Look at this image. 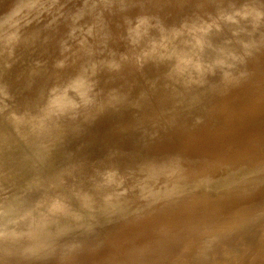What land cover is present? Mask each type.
Returning <instances> with one entry per match:
<instances>
[{
  "label": "rangeland",
  "instance_id": "obj_1",
  "mask_svg": "<svg viewBox=\"0 0 264 264\" xmlns=\"http://www.w3.org/2000/svg\"><path fill=\"white\" fill-rule=\"evenodd\" d=\"M263 29L264 0H0V264H264Z\"/></svg>",
  "mask_w": 264,
  "mask_h": 264
},
{
  "label": "bare ground",
  "instance_id": "obj_2",
  "mask_svg": "<svg viewBox=\"0 0 264 264\" xmlns=\"http://www.w3.org/2000/svg\"><path fill=\"white\" fill-rule=\"evenodd\" d=\"M155 1L157 2V0H155ZM165 1H166V0H165ZM246 1H247V0H246ZM158 2H159V1H158ZM255 2H256V1H255ZM255 2H254V3H255ZM153 3L155 4V2H153ZM163 3H164V2H163ZM163 3H162V4H163ZM217 3H219V2H217ZM249 3H250V1H249ZM256 3L258 4V2H256ZM114 4H115V3H114ZM151 6H152V5H150V7H151ZM155 6H156V5H155ZM152 7H153V6H152ZM163 7H164V5H163ZM169 7H170V6H169ZM258 7H259V6H258ZM155 8H156V7H154V9H155ZM260 8H261V7H260ZM6 9H7V8H6ZM162 9H163V8H162ZM170 9H171V8H170ZM201 9H202V8H201ZM205 9H206V8H205ZM249 9L251 10L252 8H249ZM164 10H165V9H164ZM245 10H246V9H245ZM245 10H244V11H245ZM170 11H172V10H170ZM197 11H198V10H197ZM199 11H200V10H199ZM1 12L3 13V10H2ZM165 12H166V11H165ZM253 12H254V11H252V14H253V15L258 13L257 11H256L257 13H255V12L253 13ZM160 13H161V11H160ZM245 14H246V13H245ZM116 15H118V14H116ZM196 15H197V13H196ZM239 15H240V14H239ZM239 15H237V16H239ZM246 15L249 16L250 13H249V14H246ZM253 15H252V16H253ZM262 15H263V14H262ZM1 16H2V15H1ZM205 16H206V15H205ZM207 16H208V15H207ZM240 16H241V15H240ZM242 16H243V15H242ZM242 16L240 17V19L242 18ZM244 16H245V15H244ZM252 16H251V17H252ZM254 16H255V15H254ZM257 16H258V15H257ZM260 16H261V15H260ZM173 17H174V16H173ZM246 17H247V16H246ZM180 18H181V17H180ZM79 19H80V18H79ZM197 19H198V18H197ZM255 19H257V21H258L259 18H255ZM198 20H200V19H198ZM143 21H144V20H143ZM246 21H247V20H246ZM2 22H3V21H2ZM80 22H81V21H80ZM259 22H260V21H259ZM75 24H76V23H75ZM175 24H176V23H175ZM140 25H141V24H140ZM247 25H249V24H247ZM245 26H246V25H245ZM254 26H255V25H253V27H254ZM256 26H258V25H256ZM165 27H167V26H165ZM173 27H174V26H173ZM261 27H263V26H261ZM261 27H260V28H261ZM175 30H176V29H175ZM263 30H264V29H263ZM185 31H187V30H185ZM245 31H247V30H245ZM177 32H178V31H177ZM241 33H242V32H241ZM257 33H258V32H257ZM184 34H185V33H184ZM244 34H245V33H244ZM247 34H248V33H247ZM245 35H246V34H245ZM250 35H251V34H250ZM263 35H264V34H263ZM216 36H217V35H216ZM251 37H252V36H251ZM260 37H261V36H260ZM201 38H202V37H201ZM204 40H205V39H204ZM261 40H262V39H261ZM263 40H264V38H263ZM207 42H208V41H207ZM260 42H262V41H260ZM249 43H250V42H249ZM263 43H264V42H263ZM189 44H190V43H189ZM262 45H263V44H262ZM203 46H204V45H203ZM263 46H264V45H263ZM198 49H199V48H198ZM250 49H251V48H250ZM251 50L253 51V49H251ZM261 50H262V49H261ZM259 54H260V52H259ZM36 59H37V58H36ZM238 59H239V58H238ZM240 59H241V58H240ZM244 61H246V60L243 59V62H244ZM243 62H242V64H243ZM244 64H245V63H244ZM227 67H228V66H227ZM232 68H233V67H232ZM17 69H18V68H17ZM4 72H5V71H4ZM76 84H77V83H76ZM76 84H75V85H76ZM10 85H11V84H10ZM34 86H35V85H34ZM48 86H49V85H48ZM55 86H56V85H55ZM9 87H10V86H9ZM16 87H17V86H16ZM2 88H3V87H2ZM12 88H13V87H11V89H12ZM54 88H55V87H54ZM260 88H261V87H260ZM16 89H17V88H16ZM255 89H257V88H255ZM258 89H259V88H258ZM0 90H3V89H0ZM46 90H47V89H46ZM50 90H51V89H50ZM82 90H83V89H82ZM3 91L5 92V90H3ZM36 91L38 92V90H36ZM51 91H52V90H51ZM251 91H252V90H251ZM251 91H250V92H251ZM253 91H256V90H253ZM19 92H20V91H19ZM34 92H35V91H34ZM250 92H249V93H250ZM244 93H245V92H244ZM7 94H9V92H8ZM45 94H46V93H45ZM245 94H246V93H245ZM262 94H263V93H262ZM13 95H14V94H13ZM18 95H19V94H18ZM5 96H6V95H5ZM15 97H16V96H15ZM236 97H237V96H236ZM34 98H35V97H34ZM261 98H263V97H261ZM16 99H17V98H16ZM23 99H24V98H23ZM40 100H41V98H40ZM253 101H254V100H253ZM255 101H257V100H255ZM34 102H35V101H34ZM34 102H33V103H34ZM25 103H26V101H25ZM250 103H251V102H250ZM9 104H10V103H9ZM31 105H32V104H31ZM27 106H28V104H27ZM37 106H38V105H37ZM40 106H41V105H40ZM40 106H39V107H40ZM250 106H251V105H250ZM34 108H35V107H34ZM37 108H38V107H37ZM24 109H25V107H24ZM11 110H12V109H11ZM40 110H41V109H40ZM20 111H21V110H20ZM33 111H34V112H37L35 109H34ZM40 112H41V111H40ZM12 114H13V113H12ZM12 114H11V115H12ZM13 116H14V115H13ZM261 120H262V119H261ZM14 122H15V120H14ZM29 122H30V120H29ZM24 125H25V124H23V126H24ZM23 126H22V127H23ZM29 126H31V125H29ZM2 127H3V126H2ZM25 127H26V126H25ZM32 127H33V126H32ZM189 127L193 128L192 126H189ZM29 128H31V127H29ZM40 128H41V127H40ZM20 129H21V128H20ZM22 129H23V128H22ZM25 129H26V128H25ZM37 129H38V128H37ZM194 129H195V128H194ZM2 132H3V131H2ZM6 132H7V130H6ZM201 134H202V133H201ZM199 135H200V134H199ZM199 135H198V136H199ZM263 136H264V135H263ZM222 143H223V142H222ZM219 144H220V143H219ZM249 145H250V144H248V146H249ZM248 149H250V146L248 147ZM248 149H247V150H248ZM250 150H251V149H250ZM249 152H250V151H249ZM249 219H250V218H249Z\"/></svg>",
  "mask_w": 264,
  "mask_h": 264
}]
</instances>
